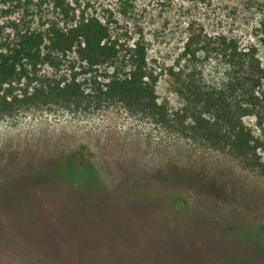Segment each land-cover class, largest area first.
<instances>
[{"label":"rangeland","instance_id":"1","mask_svg":"<svg viewBox=\"0 0 264 264\" xmlns=\"http://www.w3.org/2000/svg\"><path fill=\"white\" fill-rule=\"evenodd\" d=\"M82 17L100 21L116 57L74 47L13 83L0 174L59 191L82 177L64 165L72 153L118 199L70 190L81 203L65 214L31 189L0 191V264H264V0H0L9 41ZM211 214L240 227L233 239L187 224L219 228ZM165 224L182 235L165 241Z\"/></svg>","mask_w":264,"mask_h":264},{"label":"trees","instance_id":"2","mask_svg":"<svg viewBox=\"0 0 264 264\" xmlns=\"http://www.w3.org/2000/svg\"><path fill=\"white\" fill-rule=\"evenodd\" d=\"M194 40H192V36L189 38V41L185 48V55L189 53H193L192 47ZM195 43L197 41L195 40ZM193 44V45H192ZM74 47H77L78 53L87 54L90 59H94V61H98L100 59L103 60H112L117 55V51L114 45H111L107 41V33L105 27L100 23V21L96 18H85L82 17L78 19L74 24L71 25L68 29L63 31L60 28H52L50 27L47 31L42 30H20L17 29V35L15 37V41H9V37L2 36L0 30V106H10L11 101L9 95H12L14 92L13 83L17 80H23L24 78H29L31 74H36V68L43 64H50L53 66L54 60L58 52L72 51ZM138 48V47H137ZM135 47L134 51L137 50ZM137 58L139 57L142 62L145 61V55L143 49L141 51L137 50ZM93 61V62H94ZM261 77L257 79L256 85L259 86ZM133 84V83H132ZM114 85V84H113ZM122 85V84H121ZM118 85V86H121ZM115 86V85H114ZM256 86V87H257ZM63 89V87H60ZM60 89V90H62ZM134 92V90L132 91ZM137 92V93H136ZM135 92V99L138 101L140 99L139 90ZM51 94V92H50ZM134 96V94H133ZM264 98V96H263ZM64 165L68 166L69 164L76 170L78 175L82 177L80 179H73V181H64L63 188L59 191L54 190V187L50 183L36 185L34 187H16L14 184L10 183L9 180L14 178L13 175L9 173L0 174V191L10 192V190H26L31 189L36 195L37 199L42 202H46L45 209L48 211H64L66 214L67 210H72L74 204H80L79 200H71L70 190L74 192L82 191L92 195L96 200H112L118 199L116 194L109 191L108 188L103 186V189L100 191L92 184L87 182L86 178L90 177L89 174L94 177L95 182L97 184H102L99 175L94 171L92 166H90L87 162L81 161L77 158V155L72 153H66L63 155ZM65 166V171H67ZM181 172L186 173L191 171V169H180ZM197 176L196 173L194 174ZM124 178V185L128 184L130 180ZM137 183L135 181H132ZM131 182V184H133ZM91 185V186H90ZM103 185V184H102ZM128 186V185H127ZM129 187V186H128ZM219 188V186L217 187ZM27 199V198H26ZM24 200H19L20 202H24ZM214 199L213 205V213L215 215H219L215 211V207H217V199ZM31 200H27L24 203H30ZM72 202V204L70 203ZM217 204V205H216ZM82 208V207H81ZM15 209V208H14ZM27 209L28 212H31L28 204H26L24 210ZM17 210V209H15ZM65 214H61V218L63 220L69 217H65ZM211 214V217H214L219 221V228H213L210 226H197L193 224L191 220L187 219V224L194 226L196 228L205 229L210 233H217L228 235L230 239H233L231 233L232 231H224L223 226L221 224V219L219 216H215ZM207 216L208 214H204ZM59 216V215H58ZM189 221V222H188ZM64 222V221H63ZM141 226V224L139 225ZM158 229V234H162L163 231H166L164 234V240L167 242L174 241V238H171L169 233H173L178 236H181L174 227H171L169 224L160 225ZM177 231V232H176ZM79 232V231H78ZM77 232V234H79ZM169 244V243H168Z\"/></svg>","mask_w":264,"mask_h":264}]
</instances>
